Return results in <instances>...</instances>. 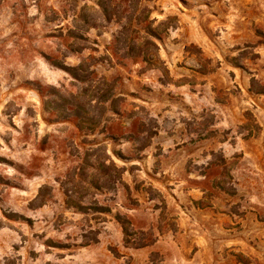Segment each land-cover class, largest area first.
<instances>
[{
  "label": "rangeland",
  "instance_id": "obj_1",
  "mask_svg": "<svg viewBox=\"0 0 264 264\" xmlns=\"http://www.w3.org/2000/svg\"><path fill=\"white\" fill-rule=\"evenodd\" d=\"M0 264H264V0H0Z\"/></svg>",
  "mask_w": 264,
  "mask_h": 264
},
{
  "label": "trees",
  "instance_id": "obj_2",
  "mask_svg": "<svg viewBox=\"0 0 264 264\" xmlns=\"http://www.w3.org/2000/svg\"><path fill=\"white\" fill-rule=\"evenodd\" d=\"M118 221L122 224V226H124L123 227L124 228V232H126L125 225H123L126 221L123 218H121V217H118Z\"/></svg>",
  "mask_w": 264,
  "mask_h": 264
}]
</instances>
